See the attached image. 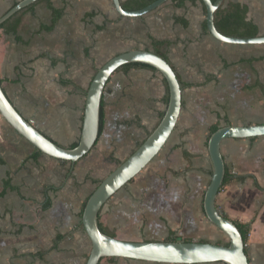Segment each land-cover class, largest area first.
Returning <instances> with one entry per match:
<instances>
[{
  "label": "crops",
  "instance_id": "obj_1",
  "mask_svg": "<svg viewBox=\"0 0 264 264\" xmlns=\"http://www.w3.org/2000/svg\"><path fill=\"white\" fill-rule=\"evenodd\" d=\"M19 1L0 0V17ZM49 1L63 12L53 30H41L53 17L44 1L19 26L22 42L0 31V79L10 100L48 137L70 147L80 139L86 93L98 69L121 52L154 51L153 39L170 41L161 51L181 80L180 118L160 153L108 201L101 215L122 240L175 236L212 242L204 238L216 227L203 206L213 172L210 127L264 124V44L218 41L203 29L202 4L190 0H170L133 18L121 16L112 0ZM225 1L247 5L249 19L264 35V0ZM28 24L33 27L26 32ZM129 93L138 97L128 102ZM165 95L158 71L114 73L104 93L105 126L96 145L104 137V150L113 152L125 125L137 122V115L146 117L142 110L146 115L158 110L159 121L167 108ZM5 129L0 131V191L8 175L15 188L0 197V264H86L92 242L80 217L84 200L73 188L80 182L74 179L87 174L88 155L74 166L44 154L35 160L30 143ZM221 151L226 170L236 177L221 189L216 205L230 219L250 224L249 263L264 264V136L228 138ZM45 158L50 169L43 166ZM48 199L52 205L43 210ZM100 264L164 263L115 258Z\"/></svg>",
  "mask_w": 264,
  "mask_h": 264
},
{
  "label": "water",
  "instance_id": "obj_2",
  "mask_svg": "<svg viewBox=\"0 0 264 264\" xmlns=\"http://www.w3.org/2000/svg\"><path fill=\"white\" fill-rule=\"evenodd\" d=\"M40 0H20L2 17L1 25L13 14ZM116 11L123 17H139L151 13L170 0H156L139 10H126L121 0H112ZM206 7L209 33L218 41L237 45L264 44V35L252 38L226 36L218 31L214 22L215 11L225 0H202ZM144 63L153 66L166 79L169 102L159 125L146 140L110 172L95 188L83 210L82 224L92 242L86 264H100L106 257L135 259L164 264H199L223 262L250 264L243 235L234 220L218 209L217 197L226 174V163L221 146L228 138H254L264 136V124L225 125L218 128L208 140L213 165L211 181L204 195V212L208 220L229 237V243L186 241H127L105 234L99 225V215L108 201L135 179L160 153L174 131L182 110V86L173 66L162 56L147 49L121 52L106 61L96 72L86 93L82 130L76 147H65L43 133L33 121L25 117L8 97L0 79V115L7 123L42 154L73 166L85 158L100 138L101 109L104 93L113 74L122 66Z\"/></svg>",
  "mask_w": 264,
  "mask_h": 264
},
{
  "label": "trees",
  "instance_id": "obj_3",
  "mask_svg": "<svg viewBox=\"0 0 264 264\" xmlns=\"http://www.w3.org/2000/svg\"><path fill=\"white\" fill-rule=\"evenodd\" d=\"M44 1H46L48 3V7L51 9L53 17H52L51 23L49 25L42 26L41 30H46V31L53 30L57 21L61 18L63 12H62V10L55 8L49 0H40V1L28 6L26 8L20 10L19 12L13 14L10 18H8L1 25L0 31H4L6 34L13 35V36H15V39L18 42H22V38L18 33V29H19V26L21 25V23L23 21L24 16L28 13L33 12L35 7L39 3L44 2ZM154 1H156V0H126V1L122 2V6L126 10L133 11V10L142 9V8L148 6L149 4L153 3ZM180 1L182 3L185 0H180ZM190 1L195 2V3L200 2L202 4V7L204 9V13L206 15V12H207L206 7H205V4L203 3L202 0H190ZM212 1L215 2L216 0H212ZM15 4H17V2ZM248 13H249V7L247 5L242 4L240 2L224 1L223 4L215 11V14H214V22H215L216 28L218 29L219 32H221L222 34H224L226 36L240 37V38L257 37L260 35L259 27L254 21L249 19ZM203 29H204V31L208 32L206 20L204 21ZM169 43H170V41H167V40L159 41V40L153 39L154 52L157 53L158 55L162 56L164 59H166L171 64V62L169 61L166 54L161 51V47L163 45L169 44ZM131 68H146V69H150L152 71L157 72V69H155L153 66H150V65L144 64V63L127 64V65H124L121 68H119L117 71H120V70L128 71ZM178 78H179V76H178ZM179 81L181 83L180 78H179ZM1 82L3 85L2 80H1ZM164 84L166 86V95H165L164 101L167 105L169 102V89H168L167 81L165 78H164ZM164 114H165V112L161 113L160 119H159L157 125L154 127V129L159 125ZM104 126H105V119H104V110H103V102H102L100 136L103 133ZM218 128H220L219 123L214 124L210 127L209 138ZM152 131L148 134V136L152 133ZM145 140L140 142L138 147ZM78 142L73 143L70 147H72V148L76 147L78 145ZM40 155H42L41 151H39L38 149L35 148V152L31 155V157L36 160ZM62 162L67 163L68 161H62ZM235 177H236V175H233V174L229 173V170H226L225 180H224V184H223L222 188ZM240 179L244 180L245 178L240 177ZM14 188L15 187H13L12 183H11V178L8 175V178L4 181L3 189L0 191V197L4 196L7 193L8 189H14ZM90 195L85 199V201L82 204L80 217H82V215H83L84 207H85L86 202H87L88 198L90 197ZM51 205H52V201H51V199H48L46 201V203L43 205L42 209L48 210L51 207ZM223 215L225 217L229 218L227 215H225V214H223ZM234 222L237 224L238 228L240 229L245 243H247L248 239H249V234H250V224L249 223H243L240 221H234ZM99 225H100L101 230L105 234L110 235V236L115 237V238H118V236L115 232L110 231L105 226L104 221L101 217V213L99 215ZM169 241H181V238L173 236L169 239ZM184 241L192 242L193 240L188 239V240H184ZM203 242H206V241H203ZM246 252H247V249H246ZM104 259L111 260V259H115V257H106V258H103L102 260H104Z\"/></svg>",
  "mask_w": 264,
  "mask_h": 264
},
{
  "label": "rangeland",
  "instance_id": "obj_4",
  "mask_svg": "<svg viewBox=\"0 0 264 264\" xmlns=\"http://www.w3.org/2000/svg\"><path fill=\"white\" fill-rule=\"evenodd\" d=\"M29 14V13H28ZM26 14L23 18V20L26 19ZM1 16V15H0ZM31 23V22H30ZM32 24H28L26 28V32L31 31ZM104 41V38H102ZM117 53H113L111 56L115 55ZM110 56V57H111ZM138 80L144 82L145 78L138 77ZM141 88H143V84H141ZM144 91H141V93ZM136 93V91L134 92ZM138 97L137 95H134L129 93L128 95V102H133ZM142 97V96H141ZM143 104V102H141ZM147 107L150 105L148 103H145ZM144 110L141 111V114L146 116L145 118H141L139 115L136 116L141 121H134L133 125H125L124 127V134H123V140L118 141V144L114 147L113 152L111 150L107 151L104 150V137L102 138L101 142L94 147V149L91 151H94V154H96V158L92 157L91 152L88 154L87 160L85 162L87 163L86 167V176L82 178L76 177L74 180L80 181L75 182V189L76 194L79 195L81 200L85 201V199L95 190V188L98 186V184L110 173L112 172L122 161H124L126 158H128L131 153L138 148V145L140 142L145 140L148 137V134L154 129V127L158 123V110H155L157 113L156 115L153 113L152 109L150 112H148L149 115H146V113H143ZM141 118V119H140ZM0 119L2 121V124L0 125V131L2 133H5V127L11 131L16 137L19 139L25 141L20 135H18L14 129L7 123V121L0 115ZM146 124H142L144 122ZM52 122V121H51ZM139 122V123H138ZM55 126V125H54ZM30 149H35L33 145H29ZM123 151V152H122ZM121 152V153H120ZM48 158H45L43 162V166L46 168L51 167L50 162L47 160ZM60 161V160H59ZM88 161V162H87ZM61 164L66 165L67 163H64L60 161ZM50 169V168H49ZM134 181V179H133ZM103 221H104V213L101 215ZM216 227V226H215ZM216 233L214 235H210L209 237H205L204 239H211L213 243L218 244H227L229 243V237L220 229L216 227ZM196 239V238H195Z\"/></svg>",
  "mask_w": 264,
  "mask_h": 264
},
{
  "label": "built area",
  "instance_id": "obj_5",
  "mask_svg": "<svg viewBox=\"0 0 264 264\" xmlns=\"http://www.w3.org/2000/svg\"><path fill=\"white\" fill-rule=\"evenodd\" d=\"M247 246V243H245V247Z\"/></svg>",
  "mask_w": 264,
  "mask_h": 264
}]
</instances>
